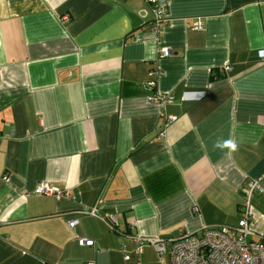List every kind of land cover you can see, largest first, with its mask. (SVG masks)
I'll return each instance as SVG.
<instances>
[{
  "label": "crops",
  "instance_id": "0c3cea01",
  "mask_svg": "<svg viewBox=\"0 0 264 264\" xmlns=\"http://www.w3.org/2000/svg\"><path fill=\"white\" fill-rule=\"evenodd\" d=\"M169 2L157 30L146 0H0V264H159L122 247L235 226L248 200L264 237V0Z\"/></svg>",
  "mask_w": 264,
  "mask_h": 264
},
{
  "label": "built area",
  "instance_id": "2783aa9c",
  "mask_svg": "<svg viewBox=\"0 0 264 264\" xmlns=\"http://www.w3.org/2000/svg\"><path fill=\"white\" fill-rule=\"evenodd\" d=\"M154 6L155 22L154 27L161 30L168 22L167 9L169 0H146ZM62 21H68V17H63ZM198 27L202 23L198 22ZM162 57L171 56L169 48L163 47L160 50ZM258 57L264 63V50L258 52ZM226 71H232V67L227 66ZM148 101L157 104L160 108H165L175 102L173 94H161L151 91ZM170 121L175 118L169 117ZM2 136H0V140ZM8 181L7 178H4ZM258 192L264 195V188L260 181L250 183V194ZM35 196H50L53 198H70V193L62 191L49 184H39L33 193ZM81 214L97 218L114 230L118 226V218L115 215H98L97 208L93 207ZM252 206L250 200L246 202L245 210L235 226L218 225L205 226L197 233L185 234L175 239L142 238L138 236L132 241L135 244L134 251H129L124 245L122 254L125 260H130L132 256L141 255L146 247L155 249L159 264H264V237L252 239ZM78 224V219L68 222L70 228L74 229ZM83 245L91 244L88 240L82 239Z\"/></svg>",
  "mask_w": 264,
  "mask_h": 264
},
{
  "label": "water",
  "instance_id": "95a60500",
  "mask_svg": "<svg viewBox=\"0 0 264 264\" xmlns=\"http://www.w3.org/2000/svg\"><path fill=\"white\" fill-rule=\"evenodd\" d=\"M129 15L133 19V23H134L135 26H138V25L142 24V21H141V16L142 15L135 14V13H130Z\"/></svg>",
  "mask_w": 264,
  "mask_h": 264
},
{
  "label": "clouds",
  "instance_id": "9594fccd",
  "mask_svg": "<svg viewBox=\"0 0 264 264\" xmlns=\"http://www.w3.org/2000/svg\"><path fill=\"white\" fill-rule=\"evenodd\" d=\"M225 143H229V142H225ZM232 147L234 148V147H235V145H232Z\"/></svg>",
  "mask_w": 264,
  "mask_h": 264
}]
</instances>
